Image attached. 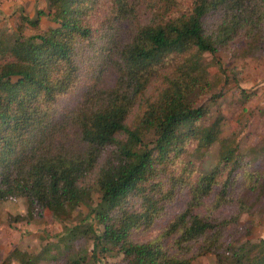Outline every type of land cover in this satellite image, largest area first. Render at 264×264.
<instances>
[{
  "label": "trees",
  "instance_id": "obj_1",
  "mask_svg": "<svg viewBox=\"0 0 264 264\" xmlns=\"http://www.w3.org/2000/svg\"><path fill=\"white\" fill-rule=\"evenodd\" d=\"M48 1V14L57 26L17 37L0 52V200L25 197L27 212L16 216L18 220L45 210L65 220L96 188L100 201L94 211L103 230L95 236V245L122 256L113 264H191L190 259L168 255L155 242L130 241L129 231L141 215L109 213L148 176L156 157L168 156L183 137L182 128L204 114L203 106L187 101L192 89L204 84L194 58L230 49L236 42L249 51L260 47L264 0H191L185 10L177 7V0H159L158 20L135 26L129 39L115 46L120 85L89 88L81 103L59 116L53 105L77 83L79 52L95 45L89 20L97 0ZM113 5L117 14L127 13L125 0H113ZM105 42L101 49L110 50ZM183 52L189 55L175 71L163 72V86L130 120L150 78H156L170 54ZM215 126L201 129L203 141L216 140ZM149 135L152 139L146 142ZM211 183L208 177L200 178L190 204L209 191ZM186 216L190 221L185 223ZM216 227L208 219H191L185 211L168 229L179 230V241H186ZM259 247V256L250 255L245 245L231 247L229 257L216 252L218 264H264V239ZM23 255L20 264H33Z\"/></svg>",
  "mask_w": 264,
  "mask_h": 264
},
{
  "label": "rangeland",
  "instance_id": "obj_2",
  "mask_svg": "<svg viewBox=\"0 0 264 264\" xmlns=\"http://www.w3.org/2000/svg\"><path fill=\"white\" fill-rule=\"evenodd\" d=\"M125 1V15L115 12L113 0L95 3L89 20L95 45L89 50L85 46L79 52V78L72 91L56 100V116L81 103L91 87L120 85L115 46L126 42L135 26L158 20L161 10L159 0ZM177 4L185 10L191 0H177ZM41 11L44 14L39 15ZM48 12V0H0V52L17 37L56 27ZM106 32L112 35L106 36ZM109 38L112 41L107 44ZM104 42L112 46L110 50L101 49ZM188 55L172 53L166 58L156 78L151 77L146 84L130 120L145 109V99L156 96L163 86V72L175 71ZM193 62L202 74L201 85L204 84L194 87L187 101L203 106L204 114L182 128L183 137L174 149L167 157H156L148 176L109 214L141 215L129 231L130 241L155 242L168 255L190 259L191 264H218L216 252L229 257L230 248L241 245L249 248L250 255L259 256V243L264 239V33L260 47L253 51L236 42L214 55L204 52ZM213 125L217 138L207 143L201 129ZM151 139L147 136L146 142ZM227 150L229 157L224 158ZM202 177L211 180V187L192 205L193 191ZM99 201L100 193L94 188L88 202L72 207L65 220L57 219L50 210L18 220L16 216H25L27 212L25 197L0 200V264H20L23 253L29 255L33 264L120 261L122 256L115 250L96 248L95 236L103 230L94 211ZM185 211L191 219L196 216L212 221L216 229L196 239L179 241L180 231L168 228ZM187 216L185 223L190 221Z\"/></svg>",
  "mask_w": 264,
  "mask_h": 264
}]
</instances>
